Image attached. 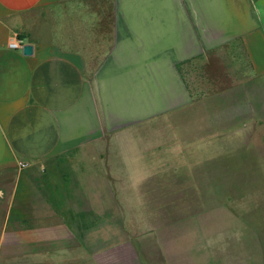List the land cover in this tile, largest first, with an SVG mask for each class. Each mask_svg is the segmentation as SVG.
I'll return each instance as SVG.
<instances>
[{
	"label": "crops",
	"instance_id": "obj_1",
	"mask_svg": "<svg viewBox=\"0 0 264 264\" xmlns=\"http://www.w3.org/2000/svg\"><path fill=\"white\" fill-rule=\"evenodd\" d=\"M262 120L264 0H0V264H124Z\"/></svg>",
	"mask_w": 264,
	"mask_h": 264
},
{
	"label": "rangeland",
	"instance_id": "obj_2",
	"mask_svg": "<svg viewBox=\"0 0 264 264\" xmlns=\"http://www.w3.org/2000/svg\"><path fill=\"white\" fill-rule=\"evenodd\" d=\"M246 139L229 147L237 161L221 168L225 176L209 168L196 208L155 198L151 213L125 219L133 229L114 231L134 249L120 256L124 264H264V120L248 125Z\"/></svg>",
	"mask_w": 264,
	"mask_h": 264
},
{
	"label": "built area",
	"instance_id": "obj_3",
	"mask_svg": "<svg viewBox=\"0 0 264 264\" xmlns=\"http://www.w3.org/2000/svg\"><path fill=\"white\" fill-rule=\"evenodd\" d=\"M21 45H22L21 41L20 40H16V39L10 40L8 42V47H10L12 49H20ZM21 165L24 166L25 164H21Z\"/></svg>",
	"mask_w": 264,
	"mask_h": 264
},
{
	"label": "water",
	"instance_id": "obj_4",
	"mask_svg": "<svg viewBox=\"0 0 264 264\" xmlns=\"http://www.w3.org/2000/svg\"><path fill=\"white\" fill-rule=\"evenodd\" d=\"M32 45L31 44H28V43H24L21 45V50H22V53L25 54V55H29L32 53Z\"/></svg>",
	"mask_w": 264,
	"mask_h": 264
}]
</instances>
